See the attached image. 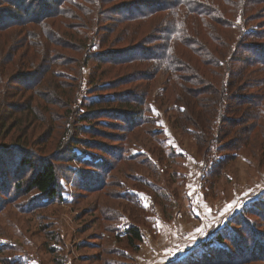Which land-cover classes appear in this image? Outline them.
<instances>
[{
  "label": "trees",
  "instance_id": "16d2710c",
  "mask_svg": "<svg viewBox=\"0 0 264 264\" xmlns=\"http://www.w3.org/2000/svg\"><path fill=\"white\" fill-rule=\"evenodd\" d=\"M38 1L0 0V155L16 149L17 168L32 169L19 186L55 197L63 154L45 157L49 139L62 136L58 145L82 159L103 149L81 138L105 137L94 127L103 118L122 122L113 128L111 140L122 142L115 155L134 158L129 135L154 128L157 102L170 108L174 129L194 138L211 183L264 129V0ZM124 234L138 250L140 226ZM227 238L216 233L205 246ZM244 244L222 264L264 260V244Z\"/></svg>",
  "mask_w": 264,
  "mask_h": 264
},
{
  "label": "rangeland",
  "instance_id": "374dc122",
  "mask_svg": "<svg viewBox=\"0 0 264 264\" xmlns=\"http://www.w3.org/2000/svg\"><path fill=\"white\" fill-rule=\"evenodd\" d=\"M159 107L153 104L149 114L154 128L144 125L129 135L134 158L115 155L122 142L111 140L119 137L113 128L122 122L111 119L92 123L105 137L81 134L103 147L84 150L82 159L58 145L62 136L56 144L50 138L45 157L63 154L55 197L18 185L20 173L32 170L17 168L18 150L0 155V264H222L234 262L246 240L263 249L264 129L233 151L235 158L211 183L194 138L172 127L170 108ZM38 160L32 159L36 167ZM131 223L143 234L136 251L124 238ZM219 232L228 238L205 246Z\"/></svg>",
  "mask_w": 264,
  "mask_h": 264
}]
</instances>
